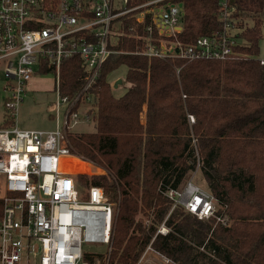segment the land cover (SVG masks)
I'll return each instance as SVG.
<instances>
[{"label": "trees", "instance_id": "obj_1", "mask_svg": "<svg viewBox=\"0 0 264 264\" xmlns=\"http://www.w3.org/2000/svg\"><path fill=\"white\" fill-rule=\"evenodd\" d=\"M179 1L184 42L222 28L218 0ZM230 3L237 58L165 61L118 53L91 89L95 131L70 134V140L78 156L106 170L77 175L82 193L99 186L119 199L112 250L98 255L99 264H137L149 245L177 264H264V0ZM122 66L130 87L114 90L109 77ZM83 84L80 60H66L62 93L73 97ZM67 162L71 172L93 168L77 158ZM198 164L217 215L224 216L221 206L236 215L231 228L171 209L163 192L183 187ZM164 222L166 235L158 233Z\"/></svg>", "mask_w": 264, "mask_h": 264}, {"label": "built area", "instance_id": "obj_2", "mask_svg": "<svg viewBox=\"0 0 264 264\" xmlns=\"http://www.w3.org/2000/svg\"><path fill=\"white\" fill-rule=\"evenodd\" d=\"M231 1L218 0L221 29L187 43L180 38L179 0H0V175L6 189L0 264H99L98 254L85 250L99 244L111 253L118 203L103 187L82 193L67 158L93 163L74 152L69 130L92 120L84 106L92 103L90 91L114 54L165 61L237 58ZM126 43L135 48L121 49ZM69 59H79L84 72L83 87L73 97L62 93V67ZM48 73L56 79V128H19L16 113L28 84ZM163 193L172 209L225 221L217 215L216 198L193 179Z\"/></svg>", "mask_w": 264, "mask_h": 264}, {"label": "rangeland", "instance_id": "obj_3", "mask_svg": "<svg viewBox=\"0 0 264 264\" xmlns=\"http://www.w3.org/2000/svg\"><path fill=\"white\" fill-rule=\"evenodd\" d=\"M251 24V23H250ZM260 57L264 59V28L262 33V38L260 40ZM128 71L126 66L120 67L118 70L114 71L109 79L114 81L115 79L125 76ZM34 81L28 84L27 86V94L24 96L23 100L19 103L17 113H16V125L21 129H36V130H53L57 126V114L53 106L57 100V93L55 90L56 79L54 73H48L46 75H36L33 78ZM118 95L124 93V90L116 91ZM90 105H85L84 110L90 109ZM64 109H61L60 113V120L63 121L64 118ZM190 122H192L190 118ZM95 131V123L93 121L85 122L80 121L76 124H73L71 129L69 130L71 135H76L79 133L85 132H94ZM198 157V155L196 156ZM93 165V164H92ZM74 172V171H73ZM77 173V172H74ZM106 170L102 167H96L94 165V171L90 173H84L88 176L91 175H98V174H105ZM189 179H193V181L199 185L204 191H209L207 184L202 177V173L200 170V165L198 164L196 170L193 171ZM188 179V180H189ZM6 194L5 189V176L0 175V196H4ZM82 199L85 197H81ZM117 204V213L119 207V199L116 201ZM172 209V208H171ZM222 213H224L225 221L224 223L220 222L218 219H215L217 223H220L222 227L231 228L234 225L235 220L232 217V211L230 212V208L222 207ZM173 210V209H172ZM145 224L149 223V219L142 216ZM169 232L170 229L166 226L165 222L159 226V231ZM167 232V233H168ZM166 233V234H167ZM161 234V233H160ZM163 234V235H166ZM85 250L87 251H94L98 255L107 256L109 255V248L107 245L99 244V245H91V247H86ZM149 258V259H148ZM166 256L162 255L161 253L157 252L155 249L149 245L147 249L144 251L142 256L140 257L138 263L145 264V261L150 260L152 264H167ZM148 259V260H147ZM170 259V258H168ZM164 260V261H161ZM161 261V262H160ZM149 262V261H148ZM107 263V261H106ZM137 263V264H138ZM175 263V262H174ZM177 264V263H175Z\"/></svg>", "mask_w": 264, "mask_h": 264}, {"label": "water", "instance_id": "obj_4", "mask_svg": "<svg viewBox=\"0 0 264 264\" xmlns=\"http://www.w3.org/2000/svg\"><path fill=\"white\" fill-rule=\"evenodd\" d=\"M111 87L114 90L123 89V88H129L130 83L126 80L124 76L119 77L111 82Z\"/></svg>", "mask_w": 264, "mask_h": 264}, {"label": "crops", "instance_id": "obj_5", "mask_svg": "<svg viewBox=\"0 0 264 264\" xmlns=\"http://www.w3.org/2000/svg\"><path fill=\"white\" fill-rule=\"evenodd\" d=\"M124 77H125V76H124ZM125 78H126V77H125ZM33 81H34V80H33ZM111 82H112V81H111ZM91 108H92V103H91V106H90V110H91ZM91 121H93V120H91ZM88 164H89V163H88ZM90 165L93 167L92 170H91V172H93V171H94V165H92V164H90ZM79 174H82V173H78V175H79ZM148 259H149V258H148ZM148 259H147V260H148ZM148 261H149V262H148ZM148 261H145V264H152V263H153V262L151 263L150 260H148ZM161 261H164V260H161ZM161 261H160V262H161ZM140 264H142V263H140ZM167 264H172V263H167ZM174 264H175V263H174Z\"/></svg>", "mask_w": 264, "mask_h": 264}, {"label": "bare ground", "instance_id": "obj_6", "mask_svg": "<svg viewBox=\"0 0 264 264\" xmlns=\"http://www.w3.org/2000/svg\"><path fill=\"white\" fill-rule=\"evenodd\" d=\"M71 172V171H70ZM73 173V172H72Z\"/></svg>", "mask_w": 264, "mask_h": 264}]
</instances>
